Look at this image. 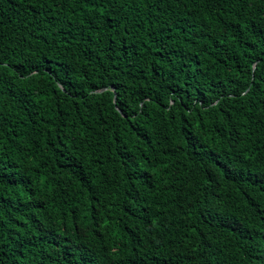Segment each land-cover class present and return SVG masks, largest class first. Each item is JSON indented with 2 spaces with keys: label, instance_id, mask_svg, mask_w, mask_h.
Here are the masks:
<instances>
[{
  "label": "trees",
  "instance_id": "16d2710c",
  "mask_svg": "<svg viewBox=\"0 0 264 264\" xmlns=\"http://www.w3.org/2000/svg\"><path fill=\"white\" fill-rule=\"evenodd\" d=\"M0 264H264V0H0Z\"/></svg>",
  "mask_w": 264,
  "mask_h": 264
},
{
  "label": "water",
  "instance_id": "95a60500",
  "mask_svg": "<svg viewBox=\"0 0 264 264\" xmlns=\"http://www.w3.org/2000/svg\"><path fill=\"white\" fill-rule=\"evenodd\" d=\"M104 90H106V89H104ZM96 92H99V91H96ZM113 103H115V97H113Z\"/></svg>",
  "mask_w": 264,
  "mask_h": 264
}]
</instances>
